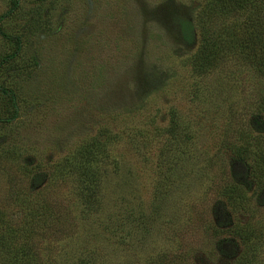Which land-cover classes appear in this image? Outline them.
Segmentation results:
<instances>
[{
	"label": "rangeland",
	"instance_id": "rangeland-1",
	"mask_svg": "<svg viewBox=\"0 0 264 264\" xmlns=\"http://www.w3.org/2000/svg\"><path fill=\"white\" fill-rule=\"evenodd\" d=\"M11 1L0 0V16ZM204 1L19 0L0 24L22 41L12 68H0L18 109L0 125L1 246L14 229L0 264H76L83 252L90 264H233L238 214L220 194L219 161L262 223L264 188L222 140L224 131L264 136V116H251L264 77L226 51L213 65L193 62ZM234 17L206 18L203 31L224 47L218 30ZM13 51L0 36V61ZM4 103L0 93V112ZM92 138L96 189L71 166Z\"/></svg>",
	"mask_w": 264,
	"mask_h": 264
},
{
	"label": "trees",
	"instance_id": "trees-1",
	"mask_svg": "<svg viewBox=\"0 0 264 264\" xmlns=\"http://www.w3.org/2000/svg\"><path fill=\"white\" fill-rule=\"evenodd\" d=\"M18 5L19 0L11 1L9 10L0 16V24L16 12ZM197 9V14L194 19L196 22L195 24L201 29L202 34H200V45L193 57V62L195 64L199 63V65H213L212 63L223 58L221 53L226 51L228 54L237 55L240 60H244V62L258 72L261 77H264V0H205L203 5H200ZM233 14L235 17L232 20V25L222 23V27H219L218 30L220 35L227 36L224 38V47H220L221 45L217 43L214 44L213 41L206 36L208 31H203L204 20L214 17L221 18V20L224 21L225 18L229 19ZM238 16L244 17V19L240 21L238 20ZM183 28L184 31L188 32L190 38L193 39V27L191 24L184 20ZM0 36L14 44V51L10 55L4 56L0 61V68L5 66V68L11 69L13 60L18 57L21 51L22 41L17 35L5 33L1 25ZM219 40H222V38H219ZM0 93L5 100L4 109L0 112V125L10 124L16 120L18 115L15 94L12 90L2 86H0ZM256 109L258 113H251V116H257L255 121L258 123V120L260 118L262 119V116H264V91L259 95ZM168 130L170 129L165 131ZM169 132L171 133V131ZM227 134V131H224V138L222 140L226 154H228L229 158H234L235 161L242 162L248 169L249 178L259 189L264 188V136L255 134L248 129L237 131L234 135L230 133ZM183 138L182 140H186L185 142L191 140L188 135L183 136ZM98 147L99 139L92 138L91 142L81 145L75 152L77 159L71 161V166L76 168L79 173V178L82 180L85 179L91 186L94 182V189L98 187L101 181L99 177H95V174L91 172L93 167L92 164L95 162L97 156L94 149ZM221 159L223 158L219 160ZM161 162L163 163V159H161ZM207 162L208 166L218 163L212 159ZM220 163L226 165L221 172V180H223L224 183L218 187L222 188L219 189L220 194L225 198L228 207H230L234 213L238 214L235 224L229 229V233L237 238L241 248L233 264H260L261 262L258 260V250L264 247V223L260 221V214H258L259 211L255 207L253 198L247 196L246 190L232 179L226 160H221L219 161V164ZM173 168L176 172L179 170L177 169V165ZM92 192L93 194L95 193L94 190H92ZM32 206L33 205H24V203L19 204V207H23L28 214L31 211L33 214H36L37 212L32 210ZM239 215L242 217L247 215V217H245L246 223H241ZM8 234L13 237L12 234H14V229L13 231L9 229V231L6 232L5 241L2 246L0 245V249H4L6 235ZM19 259L24 263L26 256L20 253ZM76 264H90L89 256L85 255L83 252L76 261Z\"/></svg>",
	"mask_w": 264,
	"mask_h": 264
}]
</instances>
